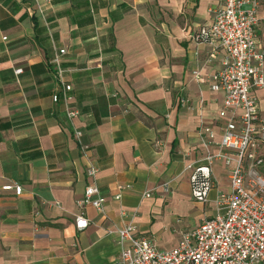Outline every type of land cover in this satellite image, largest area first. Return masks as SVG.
I'll return each instance as SVG.
<instances>
[{"label": "crops", "instance_id": "1", "mask_svg": "<svg viewBox=\"0 0 264 264\" xmlns=\"http://www.w3.org/2000/svg\"><path fill=\"white\" fill-rule=\"evenodd\" d=\"M223 2L0 0V264H116L124 224L168 250L215 214L228 167L213 163L205 201L192 197L191 175L219 150L223 93L210 79L222 50L194 35ZM263 17L261 0L257 50ZM62 48L73 119L51 99ZM253 93L264 116V84ZM88 165L105 204L101 213L86 206L88 225L77 230Z\"/></svg>", "mask_w": 264, "mask_h": 264}, {"label": "built area", "instance_id": "2", "mask_svg": "<svg viewBox=\"0 0 264 264\" xmlns=\"http://www.w3.org/2000/svg\"><path fill=\"white\" fill-rule=\"evenodd\" d=\"M260 4L261 0H224L212 10L211 22L199 27L194 35L198 43L209 41L222 50L220 69L210 79V88L223 93L218 112L224 120L219 150L207 153L204 164L194 167L191 175L192 197L205 201L214 185L213 163L221 160L228 167V190L216 195L215 214L183 232L168 250H159L151 239L138 235L133 222L124 224L115 230L119 246L116 264H264V116L253 93L264 84V49H256ZM64 52V48L58 49L54 57V78L59 88L51 99L54 104L62 100L67 117L73 119L78 112L70 107L72 86L63 80L60 56ZM193 75L200 77L198 71ZM203 131L212 136L210 128ZM96 171L92 165L86 168L91 182L77 201V230L88 225L86 206L103 211L105 197L95 184ZM161 187L164 192L170 189L168 182ZM2 188L21 192L17 184ZM143 196L150 197L151 192L145 191Z\"/></svg>", "mask_w": 264, "mask_h": 264}, {"label": "rangeland", "instance_id": "3", "mask_svg": "<svg viewBox=\"0 0 264 264\" xmlns=\"http://www.w3.org/2000/svg\"><path fill=\"white\" fill-rule=\"evenodd\" d=\"M244 8H246V6Z\"/></svg>", "mask_w": 264, "mask_h": 264}]
</instances>
